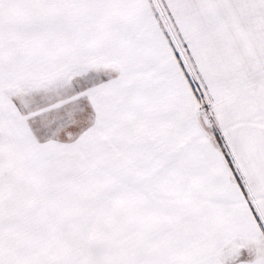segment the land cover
<instances>
[{"label": "snow or ice", "instance_id": "1", "mask_svg": "<svg viewBox=\"0 0 264 264\" xmlns=\"http://www.w3.org/2000/svg\"><path fill=\"white\" fill-rule=\"evenodd\" d=\"M0 264H264V0H0Z\"/></svg>", "mask_w": 264, "mask_h": 264}]
</instances>
